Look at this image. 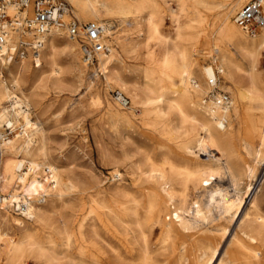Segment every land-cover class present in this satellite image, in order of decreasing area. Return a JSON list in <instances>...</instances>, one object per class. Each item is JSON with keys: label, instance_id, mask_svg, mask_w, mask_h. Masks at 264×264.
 I'll return each instance as SVG.
<instances>
[{"label": "rangeland", "instance_id": "1", "mask_svg": "<svg viewBox=\"0 0 264 264\" xmlns=\"http://www.w3.org/2000/svg\"><path fill=\"white\" fill-rule=\"evenodd\" d=\"M58 1L67 6L71 16L76 18V11L69 1ZM248 1H243L233 12L232 21L236 12ZM7 12L12 15L13 8L11 11L7 8ZM188 13L187 17L193 15L191 11ZM215 17L216 13L212 12L208 18L209 22H219ZM113 18L109 19V22L110 32L114 37L112 48L116 51V61L105 71L96 63L90 66L83 64L77 47L62 34L55 35L54 49L46 51L44 45L39 52V69L33 64L30 55L26 59L5 63L3 67L4 83L14 96L27 105L26 109L33 125L28 134H33L35 140L32 149H37L38 153H43L45 157L44 167L35 171L39 186L35 192L40 194V187L45 186L50 174L45 168L50 166L57 171L62 193L56 195L57 197L52 192L46 193L42 197L45 200L43 203L36 202L35 198L31 200L32 207L46 213L45 226L39 230L31 220L15 214L14 205L13 209L9 205L10 201L2 204L0 250L8 240L14 241L20 244L21 256L13 259L0 256V264H91L87 255L93 252L102 257L99 264H137L136 259L145 245L151 256L149 264H187L186 260L181 258L184 249L191 244L197 245L207 236L220 244L219 260L234 233L239 234L240 220L245 214L252 212L253 199L258 215L264 218L263 153L251 151L246 154L240 143H236L232 149L235 170L243 172L247 164L256 169L255 176L250 177L244 173L236 190L231 187L229 174L226 173L217 176L211 183L228 192L227 197L231 201L239 199L240 205L235 203L229 213H224L215 206L211 207L210 215L204 222L195 226V232L181 230L176 223L173 238L167 243L164 241L163 225L168 219H173L175 212L188 216L195 211L196 205L204 212L208 206L207 195L202 197V190L197 187L186 192L182 206L177 204L176 197L171 200L167 198L164 186L156 177V173H150L148 165L152 163L158 166L169 161L180 169L185 160L175 154L184 140V132L190 129L189 124L181 125L175 115H170L165 118V123L172 129L169 132L165 127L163 129L160 125H154L152 116L143 119L141 109L136 104L141 100L139 98H142L144 72L149 66L147 54L153 51L158 58L163 56L164 42L160 38L174 35L173 22L166 15L156 26V38L147 39L143 16L132 19ZM89 21L102 24L106 22L97 19ZM185 22V18L178 22L183 29ZM216 26L217 23L215 28ZM43 51L46 53L44 57ZM203 54L202 48L198 46L194 56L195 78H192L190 83L192 87L193 80L196 84L197 81H203L206 85L199 71L201 67L212 65L216 70V63L211 59V54ZM21 62L23 66L19 67ZM26 69L28 72H25ZM260 69L264 73V48ZM226 85L228 84L221 80L219 90L226 92L222 89ZM226 93L231 96L233 102L232 94ZM117 95L127 98L129 106L121 107ZM197 104L202 106L200 100ZM8 105L5 103V106ZM1 126L0 133L3 137L6 136L4 139H11L21 132L20 127L11 131L7 130L3 123ZM24 139L23 136L18 137L14 148H11L6 156L22 158L19 147ZM257 143L258 140L254 139L251 146L255 147ZM210 154L214 155L215 152ZM174 157L178 158L177 161ZM31 180L32 178L29 181ZM120 199L136 200L133 203L135 202L134 205L139 211L136 210L137 223L127 220L124 224H118L111 218H107L106 222L104 212H107L108 207H112L113 202ZM216 200L220 201V197ZM13 219L21 221L22 225L17 226ZM66 235L70 236L67 246L69 249L65 245ZM30 236L33 237L31 241L46 246L49 245L47 239H52L57 261L37 260L31 252L33 247L28 241ZM173 248L176 251H173ZM260 257L264 260V255L261 254Z\"/></svg>", "mask_w": 264, "mask_h": 264}, {"label": "bare ground", "instance_id": "2", "mask_svg": "<svg viewBox=\"0 0 264 264\" xmlns=\"http://www.w3.org/2000/svg\"><path fill=\"white\" fill-rule=\"evenodd\" d=\"M67 1L74 7L77 21L79 19L83 21H89V19L106 20L104 24L98 23L103 26L104 43L108 48V53L98 56L96 62L104 71L111 68L116 61V51L112 48L114 37L110 32L109 19L113 17L132 19L143 16L147 29V39L156 38V26L166 15L172 19V33L174 35L160 38L164 42L163 56L158 58L153 51H149L147 54L149 66L147 65L148 68L144 72L142 98H139L141 100L136 104L141 109L143 119L152 116L154 125H160L163 129L165 127L169 132L172 129L165 123V118L170 115H175L181 125L189 124L190 129L184 132V140L176 149L175 154L176 157L179 156L185 160L184 165L180 169L169 161L158 166H154L152 163L148 165L150 173H156V177L164 186V193L167 198L171 200L176 197L177 204L182 206L185 203L186 192L190 188L197 187L202 190V197L207 195L208 206L204 212L196 205L195 211H192L188 216H185L184 213L180 215L175 212L173 219H168L163 225L164 241L167 243L173 238L176 223L181 230L191 231L196 225L207 219L211 213V207L215 206L222 209L224 213H229L235 203L240 205L239 199L231 201L227 197L228 192L212 185L211 181L223 173L229 174L230 185L233 190H236L244 173L250 177L255 176L256 169L247 164H245L243 172L242 170H235V158L232 149L236 143H240L239 145L243 147L246 154L251 151L263 153L262 160L264 161V73L260 69L261 53L264 48V29L260 30V34L248 38L231 19L233 12L246 0L219 2L214 0ZM7 8L10 11L13 8L14 13L12 15L8 13V15L14 16L16 13L14 7L8 5ZM262 10L264 13V0H262ZM189 11L193 15L187 17ZM212 12L216 13L215 19L219 22H209L208 18ZM26 13L30 16L31 10L28 9ZM67 18L68 16L65 17V20ZM181 18L186 19L184 29L178 23ZM215 23H217L216 28ZM183 30L191 32H183ZM60 34L79 50L77 42L70 39L65 30L55 28H52L45 36L44 50L54 49L55 35ZM7 37L11 47H13L19 40L20 34L8 30ZM23 38L29 39L30 36L25 34ZM198 46L202 48L203 55L211 54V59L216 63V70L212 65L201 67L199 71L207 86L203 81H197L198 84H196L193 80L194 87H192L190 83L191 79L195 78L194 56ZM7 49V46L1 48L0 54L5 53ZM78 53L81 57L80 50ZM42 55L44 57L46 53L43 51ZM39 57L40 54H38L35 64L33 63L38 69L41 66ZM51 64L53 65L52 62ZM4 66L5 62L1 60L0 128L3 123L7 130L13 131L15 127H20L21 132L11 139H4L6 136L3 137L0 133V210H2V204L10 201L9 205L12 209L14 205V213L31 220L39 230L45 226L46 213L44 210L32 207L31 200L35 198L36 202L43 203L45 200L42 197L48 192L59 196L61 183L57 178L56 169L47 166L45 169H48L50 174L46 184L44 187H40V194L35 192V189L39 188L35 171L39 167H44L45 157L43 153H38L37 149H32L35 140L32 137L33 134H28V130L33 125L26 109L27 105L14 96L4 83L2 73ZM20 66H23L22 62L19 64ZM25 72H28V69ZM221 80L228 84L222 89L232 94L233 102L228 93L219 90L218 86ZM221 93L228 94V99L224 103L220 102ZM123 97L117 95L118 103L125 108L120 102ZM198 100L201 101L202 106L197 104ZM5 103L9 105L5 106ZM128 106L129 101L126 107ZM22 136L25 139L19 147V151L22 152L23 157H7L6 153L14 148L15 140ZM254 139H257L258 143L252 147L251 143ZM211 152H215L217 155H211ZM199 156L206 157V159L202 160ZM30 178H32L31 181H29ZM20 195L21 197H19ZM217 197H220V201L216 200ZM133 201L136 202V200ZM133 201L120 199V201L113 202L112 207H108L107 212L103 214L106 222L107 218H111L113 222L118 224H124L127 220H134L137 223L136 210L138 208L135 207ZM251 208L252 212L245 214L239 222V234L234 233L229 246L219 260L220 244L210 236H207L197 245L191 244L186 247L181 258H184L187 264H215L217 260V264H264V260L260 257L261 254L264 255V218L258 215L254 199L251 202ZM232 220L231 216L230 222ZM13 222L17 226L22 225V222L17 219H13ZM64 231L66 232V230ZM141 236H144L142 232ZM1 237L0 235V241ZM65 239L67 247L70 236L66 235ZM31 240L33 237H28V241L33 247L31 252L35 254L37 260L57 261L52 239H47L48 246ZM69 248L67 247V249ZM173 251L176 249L173 248ZM93 253L87 255V258L91 264H99L102 257H99V253H97L98 255ZM19 255L21 256L20 244L14 241L8 240L4 248L0 250V256L6 259H13ZM136 262L137 264H149L151 262V256L146 245L140 251Z\"/></svg>", "mask_w": 264, "mask_h": 264}, {"label": "built area", "instance_id": "3", "mask_svg": "<svg viewBox=\"0 0 264 264\" xmlns=\"http://www.w3.org/2000/svg\"><path fill=\"white\" fill-rule=\"evenodd\" d=\"M8 5L15 9L16 13L12 17L8 15ZM28 9L31 10L30 16L26 13ZM234 22L244 34H258L264 29L262 0H249L245 3L236 12ZM52 28L65 30L67 36L77 42L81 60L87 66L96 63L98 56L108 53L103 26L95 21L79 23L71 16L68 7L58 0H0V49L8 47L5 53L0 54V61L13 63L30 55L35 64L44 46V38ZM8 30L20 34L13 47L8 41ZM25 34L30 38H23ZM221 94L220 102L224 103L228 96ZM120 102L123 106L128 105L124 97Z\"/></svg>", "mask_w": 264, "mask_h": 264}]
</instances>
